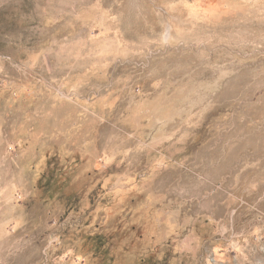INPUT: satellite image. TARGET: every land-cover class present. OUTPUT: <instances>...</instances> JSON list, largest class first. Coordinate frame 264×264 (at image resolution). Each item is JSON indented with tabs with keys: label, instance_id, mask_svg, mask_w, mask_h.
<instances>
[{
	"label": "rangeland",
	"instance_id": "rangeland-1",
	"mask_svg": "<svg viewBox=\"0 0 264 264\" xmlns=\"http://www.w3.org/2000/svg\"><path fill=\"white\" fill-rule=\"evenodd\" d=\"M0 264H264V0H0Z\"/></svg>",
	"mask_w": 264,
	"mask_h": 264
}]
</instances>
